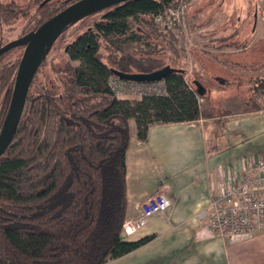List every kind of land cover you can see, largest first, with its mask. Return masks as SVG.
I'll return each instance as SVG.
<instances>
[{
  "label": "trees",
  "instance_id": "1",
  "mask_svg": "<svg viewBox=\"0 0 264 264\" xmlns=\"http://www.w3.org/2000/svg\"><path fill=\"white\" fill-rule=\"evenodd\" d=\"M75 1L60 6L43 1L29 16L34 26L29 32ZM176 5L175 0H131L106 9L68 46L69 64L60 69L62 88L52 86L36 95L30 89L15 139L0 159V264H105L154 238L122 237L130 121L136 123L138 140L146 142L153 124L216 117L199 105L200 83L195 81L194 89L182 69L153 57L157 45L131 28L132 21L156 20ZM22 14L0 0L1 23L14 24ZM103 43L112 53L107 62ZM132 44L140 51L126 53ZM167 67L175 71L163 80L165 96L122 100L109 87L112 76Z\"/></svg>",
  "mask_w": 264,
  "mask_h": 264
},
{
  "label": "rangeland",
  "instance_id": "2",
  "mask_svg": "<svg viewBox=\"0 0 264 264\" xmlns=\"http://www.w3.org/2000/svg\"><path fill=\"white\" fill-rule=\"evenodd\" d=\"M1 1L14 4L16 12L23 14L14 24L0 22V46L28 33L34 27L29 16L46 0ZM53 1L60 6L68 0ZM175 3L176 7L166 11L161 20L145 17L141 22H131L132 30L139 29L148 36L146 41L157 45L152 47L153 57L182 69L194 89L195 81L201 84L204 95L199 96L198 101L204 113L223 117L228 113L240 115L256 111L257 107L264 110V0H175ZM106 12L85 16L60 35L32 83L30 89L34 95L52 86L62 88L65 75L60 69L69 64L66 49ZM143 45L141 49L147 50ZM108 46L103 43L101 49L106 62L112 55ZM128 48L125 52L129 54L140 51L135 44ZM23 51V47H18L0 57V132L10 107ZM116 97L131 101L141 99L137 95ZM244 120L252 118H241L237 122L238 132L243 129L242 124H253ZM260 139L261 136L254 134L247 148H251L249 145L253 142L255 152H264Z\"/></svg>",
  "mask_w": 264,
  "mask_h": 264
},
{
  "label": "crops",
  "instance_id": "3",
  "mask_svg": "<svg viewBox=\"0 0 264 264\" xmlns=\"http://www.w3.org/2000/svg\"><path fill=\"white\" fill-rule=\"evenodd\" d=\"M263 116L264 110H256L194 122L156 123L150 126L146 142L138 140L136 123L130 121L126 219L160 191L171 197L173 205L129 240L154 236L150 242L105 264H264V232L225 239L196 218L220 184L241 177L264 156L253 150V142L247 148L254 134L261 136L264 146ZM245 117L253 124H242L238 132L237 122Z\"/></svg>",
  "mask_w": 264,
  "mask_h": 264
},
{
  "label": "built area",
  "instance_id": "4",
  "mask_svg": "<svg viewBox=\"0 0 264 264\" xmlns=\"http://www.w3.org/2000/svg\"><path fill=\"white\" fill-rule=\"evenodd\" d=\"M109 87L118 97L167 95L163 80L137 83L112 76ZM172 205L171 197L164 191L156 193L139 206L134 217L125 220L122 237L131 240L151 218L165 214ZM196 218L212 233L225 239L264 232V156L246 168L241 177L234 176L220 184L197 211Z\"/></svg>",
  "mask_w": 264,
  "mask_h": 264
},
{
  "label": "water",
  "instance_id": "5",
  "mask_svg": "<svg viewBox=\"0 0 264 264\" xmlns=\"http://www.w3.org/2000/svg\"><path fill=\"white\" fill-rule=\"evenodd\" d=\"M49 1L46 0L45 2ZM129 1L131 0H77L46 20L35 31L0 48L1 57L6 52L25 45L15 78L12 100L0 133V159L6 154L15 139L27 106L30 88L41 63L60 35L71 24L91 13L103 11ZM174 71V69L167 67L150 74H118V76L128 82L151 83L164 80L168 74ZM197 86L203 94L204 90L201 85L197 84Z\"/></svg>",
  "mask_w": 264,
  "mask_h": 264
},
{
  "label": "flooded vegetation",
  "instance_id": "6",
  "mask_svg": "<svg viewBox=\"0 0 264 264\" xmlns=\"http://www.w3.org/2000/svg\"><path fill=\"white\" fill-rule=\"evenodd\" d=\"M76 1H77V0H76ZM70 4H71V3H70ZM70 4H69V5H70ZM29 33H30V32H29ZM27 34H28V33H27ZM25 35H26V34H24L23 36H25ZM23 36H21V37H23ZM21 37H20V38H21ZM18 39H19V38H18ZM6 44H8V43H6ZM6 44L0 46V48H2L3 46H5ZM20 47H23V48L25 49V45H24V46H20ZM17 48H18V47H17ZM14 49H15V48H14ZM12 50H13V49H12ZM10 51H11V50H10ZM8 52H9V51H8ZM8 52H6V53H8ZM23 52H24V51H23ZM6 53H5V54H6ZM5 54H3V55H5ZM3 55H2V56H3ZM22 55H23V54H22ZM2 56H1V57H2ZM21 58H22V57H21ZM20 61H21V59H20ZM20 61H19V64H20ZM18 68H19V65H18ZM3 71H5V69H3V70L1 71V74H2ZM17 71H18V69H17ZM16 74H17V73H16ZM7 78H9V76H8ZM15 78H16V77H15ZM0 79H1V77H0ZM6 82H7V81H6ZM13 89H14V88H13ZM12 95H13V94H12ZM11 100H12V98H11ZM6 117H7V116H6ZM5 120H6V119H5ZM1 131H2V130H1ZM0 133H1V132H0Z\"/></svg>",
  "mask_w": 264,
  "mask_h": 264
}]
</instances>
